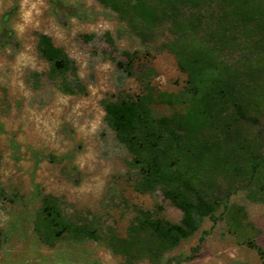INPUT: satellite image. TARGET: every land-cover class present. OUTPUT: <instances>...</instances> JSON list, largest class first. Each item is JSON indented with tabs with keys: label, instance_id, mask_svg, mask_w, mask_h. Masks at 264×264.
<instances>
[{
	"label": "rangeland",
	"instance_id": "1",
	"mask_svg": "<svg viewBox=\"0 0 264 264\" xmlns=\"http://www.w3.org/2000/svg\"><path fill=\"white\" fill-rule=\"evenodd\" d=\"M145 1L160 14L162 0ZM200 1L179 10L180 23H196L185 36L188 46L220 47L222 60L241 67L262 51L264 35L239 33L234 45L213 37L223 18L228 40L235 33L231 6ZM181 31L168 19L149 25L131 12L120 14L102 0H0V264H264L247 244L264 251V203L249 200L243 182L219 169L204 170L202 187L217 201L237 191L230 204L246 213L241 237L222 217L217 224L207 218L160 257L145 234L127 247L139 218L179 224L183 213L160 187L136 190L140 172L107 123L104 105L152 93L158 114L182 110L159 98L188 87V73L166 49ZM41 34L66 52L67 72L50 75L38 49ZM259 84L264 89V78ZM258 117L260 123L242 128L264 157V103ZM49 199L72 228L92 227L97 239L48 238L43 208Z\"/></svg>",
	"mask_w": 264,
	"mask_h": 264
},
{
	"label": "trees",
	"instance_id": "2",
	"mask_svg": "<svg viewBox=\"0 0 264 264\" xmlns=\"http://www.w3.org/2000/svg\"><path fill=\"white\" fill-rule=\"evenodd\" d=\"M105 6L123 14L131 12L151 25L155 20H170L180 36L166 45L177 57L180 69L189 75L186 91L182 94H159L161 101L181 105L182 110L170 115H160L153 108L152 93L135 99L106 102V120L115 132L117 140L126 147L132 157V165L139 170L136 190L151 192L160 187L164 196L183 213L181 222L174 224L152 218H139L132 229L127 247L145 234L155 240V257L165 250H173L198 232L209 218L217 224L222 217L229 224L230 232L241 237L243 208L230 204L226 199L214 200L202 187L204 170H222L239 182L249 200L264 203V157L246 136L242 126L260 123L259 114L264 103V89L259 82L264 78V46L251 62L241 67L220 58L222 49L198 44L188 46L185 36L196 23L178 21L179 10L189 4L201 5L200 0H162L160 14L145 0H102ZM231 6L236 23L230 40L227 19H221L218 27L223 43L239 42L241 33L264 35V7L261 0H222ZM226 23V26L224 25ZM252 26V27H250ZM250 27V28H249ZM234 32V31H233ZM261 42L258 41V45ZM41 57L51 66L52 77L67 72L72 62L66 52L57 46L51 36L41 34L38 40ZM133 70V61L127 65ZM69 93H76L67 86ZM200 135H204L200 137ZM223 207L221 216L218 215ZM47 237L56 239L65 233L78 234L84 239H97L96 230L81 226L72 228L62 216L52 199L43 208ZM122 243H124L122 241ZM202 242L197 246L200 249ZM264 257V251L254 242H247Z\"/></svg>",
	"mask_w": 264,
	"mask_h": 264
}]
</instances>
